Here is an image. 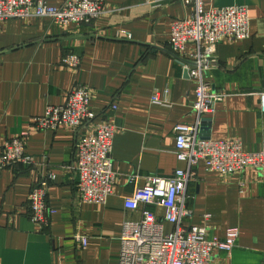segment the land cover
<instances>
[{"label":"crops","instance_id":"1","mask_svg":"<svg viewBox=\"0 0 264 264\" xmlns=\"http://www.w3.org/2000/svg\"><path fill=\"white\" fill-rule=\"evenodd\" d=\"M46 1L57 7L64 2ZM234 4L248 11L250 37L215 47L206 77L211 89L226 96L209 118V138H237L243 151L255 152L264 142V111L255 94L264 87V0H212L205 8ZM103 7L86 24L63 26L45 17L0 21V146L27 132L33 156L29 165L0 172V264H118L124 223L141 219L140 207H125V200L147 176L185 167L175 158L172 129L196 120L195 81L169 52L168 39L172 22L191 8L181 0H104ZM120 30L131 38L116 37ZM65 53L80 57L78 69L60 64ZM76 85L91 92L96 117L87 131L105 119L115 125L114 183L105 205L80 202L75 133L31 125L48 105L63 104ZM154 94L165 102L153 103ZM194 173L186 187L187 223L205 226L208 238L238 230L231 251L215 250L209 264H264V172L247 168L223 175L200 161ZM41 180L54 210L43 227L31 221L27 202ZM151 208L163 216L161 207ZM163 227L173 228L167 222Z\"/></svg>","mask_w":264,"mask_h":264},{"label":"built area","instance_id":"2","mask_svg":"<svg viewBox=\"0 0 264 264\" xmlns=\"http://www.w3.org/2000/svg\"><path fill=\"white\" fill-rule=\"evenodd\" d=\"M159 0H148L158 3ZM191 8L189 15L171 24L169 52L180 62L187 75L195 81V99L191 108L195 112L194 124L177 123L173 126L175 158L184 163L169 176L150 175L143 186H136L125 207L141 209L138 222H125L120 236L118 264H209L213 252L229 253L238 237L236 228L226 230L223 238H208L205 226L190 225L191 210L187 207L186 187L194 177V167L202 161L211 171L229 175L247 168L264 172V142L255 152H245L237 138L212 140L199 137L202 118L214 115L216 104L226 94L213 90L206 77L215 47L223 41L245 40L250 37L249 15L243 5L205 8V1L181 0ZM104 0H64L53 6L46 0H0V21L45 17L57 24H86L104 12ZM131 38L120 30L116 37ZM190 45V46H189ZM189 46V47H188ZM60 64L68 69H78L80 57L65 53ZM259 108L264 111V87L255 93ZM91 92L85 85H76L60 105H48L41 115L31 118L37 130H55L67 127L77 136L75 169L78 175V195L81 203L105 205L112 194L114 172L111 152L115 125L106 119L87 131L96 114L90 108ZM153 103H164L158 94ZM115 110L116 105L112 104ZM28 133L6 139L0 146V172L17 163L31 164L33 156L26 149ZM50 179L54 175H49ZM28 211L31 221L40 227L47 226L54 210L47 201V183H35L28 193ZM151 206L161 207L158 217ZM209 215H205L208 218ZM163 222L173 226L166 232ZM79 243L82 237L76 236Z\"/></svg>","mask_w":264,"mask_h":264},{"label":"water","instance_id":"3","mask_svg":"<svg viewBox=\"0 0 264 264\" xmlns=\"http://www.w3.org/2000/svg\"><path fill=\"white\" fill-rule=\"evenodd\" d=\"M185 74H187V71L185 70ZM209 126H210V119L209 118H202L200 127H199V137L200 138H209ZM203 131V133H202Z\"/></svg>","mask_w":264,"mask_h":264}]
</instances>
